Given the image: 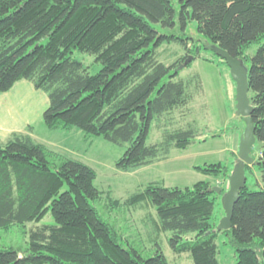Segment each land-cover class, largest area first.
Here are the masks:
<instances>
[{
  "label": "trees",
  "instance_id": "16d2710c",
  "mask_svg": "<svg viewBox=\"0 0 264 264\" xmlns=\"http://www.w3.org/2000/svg\"><path fill=\"white\" fill-rule=\"evenodd\" d=\"M176 3L177 8L172 0H0V93L28 81L47 95L42 122L48 129L74 128L125 145L116 163L120 170L148 166L170 145L184 150L197 137L190 128L147 145L152 120L192 99L178 78L179 63L157 61V50L165 43L187 49L185 35L194 25L208 47L226 51L248 70L250 118L260 146L253 156L257 164L245 166V177L255 168L258 189L245 183L231 229L220 232L211 222L215 193L207 192L206 181L185 188L148 185L126 203L148 199L158 229L171 234L172 252L188 253L193 264H219V233L234 248L235 264H264V0ZM157 25L171 32L159 33ZM253 44L258 49L248 56ZM75 53L94 56L100 69L89 74ZM196 169L206 176H229L221 163ZM95 179L87 165L26 134L0 142V231L38 223L48 213L54 222L29 231L24 252L0 248V264H168L160 250L143 259L120 244L114 228L91 204L100 198Z\"/></svg>",
  "mask_w": 264,
  "mask_h": 264
},
{
  "label": "rangeland",
  "instance_id": "374dc122",
  "mask_svg": "<svg viewBox=\"0 0 264 264\" xmlns=\"http://www.w3.org/2000/svg\"><path fill=\"white\" fill-rule=\"evenodd\" d=\"M172 2L177 8L176 0ZM155 28L159 33L171 32L158 25ZM175 35L179 37L180 33L175 31ZM185 36L189 37L187 49L177 44H162L157 50V61L167 66L174 63H179L180 66L188 57L192 58L178 74V78L186 83L187 93L192 99L185 106L152 120L147 145L163 142L166 134L193 128L197 137L186 149H176L172 144L165 154L159 155L148 166L124 171L118 169L116 163L122 157L125 145L119 146L100 137L86 136L74 128L50 130L42 122L34 126L37 135L34 142L95 171L94 186L99 191L100 198L91 201V204L99 216L114 228L120 244L133 249L143 259L160 250L168 264H193V261L188 253L172 252L168 243L171 234L158 229L155 209L148 199L134 206L128 205L126 200L143 192L148 185L185 188L206 181L210 188L221 189L219 195L215 193L216 205L211 220L216 227L224 216L221 197L229 188L228 178L206 176L197 171L196 167L221 163L228 169L230 176L238 161L239 138L244 130L241 118L235 116V84L231 80L228 67L208 48L194 25L189 26ZM259 44L251 45L246 54L254 55ZM74 57L84 65L89 74L96 73L101 67L95 63L94 56L75 53ZM245 64L250 66V62ZM214 134L220 136L211 138ZM259 146L255 143L251 156L259 155ZM257 181H260V173L255 168L246 172V183L250 190L258 189ZM52 224L53 219L48 213L38 223L0 231V248L12 247L24 252L28 232ZM191 237L193 236H189ZM215 243L218 263L235 264V251L228 237L219 233Z\"/></svg>",
  "mask_w": 264,
  "mask_h": 264
},
{
  "label": "water",
  "instance_id": "95a60500",
  "mask_svg": "<svg viewBox=\"0 0 264 264\" xmlns=\"http://www.w3.org/2000/svg\"><path fill=\"white\" fill-rule=\"evenodd\" d=\"M218 58L222 59L229 69L231 80L235 84V116L240 117L244 123V130L239 138L238 161L234 165L230 176L228 177L229 188L221 197V205L224 216L218 223L216 231H228L231 229V219L233 209L238 201L239 192L244 188L246 183L245 166H255L257 162L251 156V151L256 143L254 135V125L251 121L253 107L250 105L248 97L247 68L237 58L231 57L226 51L216 47H208ZM188 57L177 70H181L191 61ZM208 193L220 194L221 189L213 187L207 190Z\"/></svg>",
  "mask_w": 264,
  "mask_h": 264
},
{
  "label": "crops",
  "instance_id": "0c3cea01",
  "mask_svg": "<svg viewBox=\"0 0 264 264\" xmlns=\"http://www.w3.org/2000/svg\"><path fill=\"white\" fill-rule=\"evenodd\" d=\"M48 104L47 95L25 80L17 81L9 91L0 93V142H6L13 134H26L33 141L37 139L34 126L42 122Z\"/></svg>",
  "mask_w": 264,
  "mask_h": 264
},
{
  "label": "flooded vegetation",
  "instance_id": "af4514ba",
  "mask_svg": "<svg viewBox=\"0 0 264 264\" xmlns=\"http://www.w3.org/2000/svg\"><path fill=\"white\" fill-rule=\"evenodd\" d=\"M241 121H242V119H241Z\"/></svg>",
  "mask_w": 264,
  "mask_h": 264
}]
</instances>
